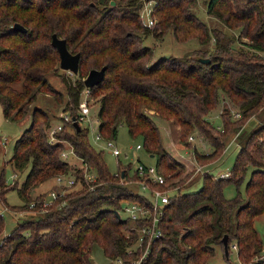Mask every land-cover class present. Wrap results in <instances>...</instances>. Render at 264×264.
Segmentation results:
<instances>
[{
	"label": "trees",
	"instance_id": "1",
	"mask_svg": "<svg viewBox=\"0 0 264 264\" xmlns=\"http://www.w3.org/2000/svg\"><path fill=\"white\" fill-rule=\"evenodd\" d=\"M110 1L0 0V106L7 120L22 123L29 119L6 164L14 172H27L21 188L17 187L26 203L18 208L37 215L18 222L4 235L0 213V264H94L91 251L97 243L106 257L121 258L124 264L144 252V247L129 251L137 241L133 227L140 224L115 213L123 201L148 203V193L130 187L139 185L141 178L131 164L119 163L118 171L110 173L102 151L91 146L89 130L81 124L77 131L72 122L66 123L57 139L74 147L96 181L84 179L82 169H76L72 171L74 186L65 188L42 213L35 212L38 205L28 208L33 198L43 196L32 198V188L70 171L60 159L62 144L49 142L45 129L51 115L31 108L41 93L53 95L58 104L63 101L47 80L56 74L60 60L51 45L54 33L66 39L71 53H80L75 79L62 78L67 98L63 110L77 118L83 79L92 69L106 67L102 81L89 89V96L99 99L98 131L110 140L117 136L119 125L126 126L130 137L140 139L154 157L167 181L181 176L185 166L162 143L157 119L179 128L185 148H192L194 155L195 148L186 142L189 131L211 139L212 150L195 156L198 163L200 156L204 159L202 166L218 160L214 155L225 144L214 140L221 134L233 132L240 140L230 177L216 178L206 172L202 187L186 193L182 191L188 187L185 178L168 185L176 192L163 207V235L152 242L140 264H211L216 247L223 253L224 235L229 237L226 264H248L263 247L254 219L264 214V124L245 135L238 124L264 103V0H205L207 15L222 25L217 28L196 17V0H154L155 23L150 28L138 16L141 0H113L115 5ZM14 23L26 31L12 29ZM169 31L178 42L196 38L207 48L191 57L153 61V50L144 44L145 39H163ZM195 57L210 61L200 63ZM220 100L236 107L241 117L233 119V111L225 105L221 125L215 127L208 115ZM249 167L246 198H226L224 185L233 182L237 188ZM4 168L0 169V188L16 190V181H5ZM147 186L164 188L150 181ZM2 191L0 202H6ZM231 244L237 247L238 262L230 260ZM256 264H264V259Z\"/></svg>",
	"mask_w": 264,
	"mask_h": 264
},
{
	"label": "rangeland",
	"instance_id": "2",
	"mask_svg": "<svg viewBox=\"0 0 264 264\" xmlns=\"http://www.w3.org/2000/svg\"><path fill=\"white\" fill-rule=\"evenodd\" d=\"M196 5L193 7V11L199 19L206 22L210 27H222L220 22H218L217 19L208 16L206 12V1L205 0H196ZM144 44L151 47L153 50V61L156 58L159 57H191L193 54L199 53V51L205 50L207 47L204 45H199L198 40L196 38H191L188 40H185V42H178L174 39L173 33L170 31L165 34L163 39H157L153 38L151 36L147 37L144 41ZM204 53V52H203ZM57 72L56 74H51L47 77V80L50 85H52L53 89L57 91L58 95L57 98L62 99L63 101L58 104L56 101H54L53 95L49 93H41L39 94L34 102L31 105V108L39 107L43 110L47 111L52 119L50 120V123L47 125V128L49 126L55 125L60 120V115L62 112H65L63 110V107L66 102V88L65 84H63L62 78L70 77L71 79H75V75L71 74L70 72L60 69L59 68V62L56 64ZM89 99V115L92 117L97 118V113L99 109V99L97 98H91ZM227 105L230 107V109L235 112L236 107L233 105H230L225 100H220L218 106L213 109L209 115V120L213 123L215 127H220L221 125V110L222 108ZM232 112V115H233ZM94 117V118H95ZM235 119V118H233ZM242 120V119H241ZM159 129L161 130V139L162 143L165 145V148L167 149L168 153L171 155V157L177 161H180L185 166V171L181 174V176L174 177L170 179V182H177L180 177L185 178L184 184L186 186L190 185L189 187L183 189L182 191L184 193L190 192V191H197L199 190L203 185V179L202 178H195L193 181L194 175L193 170L195 167L194 164L191 162V157L187 158L191 151L193 149H189L190 153L186 154L187 148L185 146L187 144L183 143V139L179 133V128H175L174 126L170 127L169 125H165L166 123H161L157 119ZM264 124V103L256 109V111L251 114V117L243 119L238 124L241 126L240 133L242 132L243 135L252 132V130L260 125ZM29 125V119H25L22 123L19 122H12L10 120H7L3 117L2 109L0 106V169L4 168V178L7 183H12L13 181H16V190H12L11 187H6L3 189L0 188V192L2 191L6 202L5 205L7 206V210L3 209L2 205H0V213L3 214V234L6 235L10 231L14 229V227L18 224V222L33 218H36L37 215L35 213L26 212L25 210H21L18 207H21L26 203V200L24 197H21L17 192V187L21 188L22 183L24 182V178L26 176V171L23 172H14L11 165L6 164V162L11 158L13 154V146L16 141V139L21 135V132L28 127ZM82 127L87 126V122L81 123ZM46 130V129H45ZM215 132V131H214ZM216 133V132H215ZM214 134V133H212ZM189 136H193V141H188ZM236 134L233 132L221 134L220 138L217 140H214L215 142L220 143L221 141L224 142L225 147H223L220 151L217 150V153L214 155V158H218V160L206 164L204 166V170L209 169L214 171L215 175H218V173H221V171H231L235 160H236V154H237V143L240 142L239 138H235ZM4 138L8 139L4 142ZM89 142L92 147H96L97 150L102 151V158L105 162L108 171L110 173H116L119 169V163L125 167L126 165L131 164V167L133 170L136 169L138 164H146L148 166H154L156 163V160L154 157H150V155L145 151V149L142 147L140 150H136V144L141 145L140 139H132L128 133V130L126 129V126L119 125L118 127V134L113 139V142L115 145L120 149L121 155L119 157L114 156L111 151L107 148L105 145V140L103 139H95L93 131L89 130L88 135ZM235 140V142L231 141ZM186 142L189 144V147H194L196 152L201 155L205 154V152L212 150V147L209 146L211 143V139L203 136L202 134L198 133L196 130L189 131L186 137ZM204 146L206 147L204 149ZM225 148V149H224ZM188 150V151H189ZM224 150V151H223ZM223 151V153H221ZM195 153L194 157L197 155ZM221 154V155H220ZM198 155V156H199ZM196 159V158H195ZM119 161V162H118ZM198 162V161H197ZM199 163H204V159L199 158ZM210 165V166H209ZM252 168L249 167L247 170V174L245 175L243 181L238 185L236 188L235 184L233 182L226 183L223 187L224 195L226 198H233L235 196L240 195L242 198H246V189L245 186L247 184V181L249 180L251 176ZM216 172V173H215ZM187 173V176L185 177V174ZM14 176V177H13ZM188 177V178H187ZM187 178V179H186ZM193 181V182H192ZM53 180H48V182L40 184L37 188H32L30 190L29 195L33 198L36 196V194H44L48 192V188L50 185L53 184ZM191 183V184H190ZM130 187L136 191L147 194L146 190L141 188L140 185L136 184H130ZM1 194V193H0ZM3 203V202H2ZM120 216L122 218H125V215L122 213ZM254 227L257 230L258 235L262 239L263 247H264V214L259 215L255 217ZM215 256L211 259V264H226V260L224 257V253L221 252L219 247L215 248ZM91 257L93 258L94 264H123L119 263L116 259L111 260L108 257L105 256L103 249L99 243L94 244L92 246L91 251ZM135 260V259H134ZM133 260V261H134ZM230 260L232 262H237V256L234 251L231 250L230 254Z\"/></svg>",
	"mask_w": 264,
	"mask_h": 264
},
{
	"label": "built area",
	"instance_id": "3",
	"mask_svg": "<svg viewBox=\"0 0 264 264\" xmlns=\"http://www.w3.org/2000/svg\"><path fill=\"white\" fill-rule=\"evenodd\" d=\"M142 6L139 9L138 16L141 20L142 24L148 28L152 27L155 23V18L153 15L154 0H141ZM89 88H84V90L81 93V101L78 107V117L77 120L79 124L83 122H87V128L88 130L93 131L95 139H103L100 131H98V116L97 118L92 117L89 115ZM60 120L57 124L49 126L46 128L47 136L49 139V142L55 143L59 142L63 146V150L60 153V159L62 161H65L68 163L70 171L67 173H63L61 175L56 176L53 180L55 181V185L58 187L57 190L55 189H49L46 195H43L40 200H37L36 198H33V200L28 204L29 209H35V207L38 205V210L35 211L37 213H42L46 207H48L50 204L53 203V200L56 199L58 196L62 195L65 191V188H69L74 186L76 179L75 175L72 171L81 168L83 171V177L84 179L94 183L96 181V177L91 172L90 167L83 161L81 157H78L75 153L74 147L71 146V144L66 140H59L57 139V134H59L63 127L66 125V123L72 122L73 123V117L69 115L68 112H62L60 115ZM234 118H240L241 114L239 111L233 112ZM4 141H7L6 138L3 139ZM105 140V145L107 148L111 151V153L119 157L121 155L120 149L115 145L113 142V139ZM194 137L189 136L188 141H193ZM206 147L204 146V149ZM136 150L142 149V145L136 144L135 147ZM193 154V160L192 163L195 169L193 170V174H199L202 175L206 172L213 174L209 169H206L203 171L204 166L200 165L197 162V159L194 157ZM119 162V161H118ZM137 173L138 177L141 178V181L139 185L141 188L145 189L146 192H148V203L141 204L136 201H123L121 203V210L119 211L120 215L123 213L125 215L126 219H130L131 222H138L139 226H134V230L137 235V241L129 248V251L136 250L138 248L144 247V252L141 255L139 259H135L134 261H131V264H140L142 260L146 258V253L149 250L150 245L155 240H158L162 235V228L160 225V220L163 215L164 206L168 203L170 196H172V193L175 191V189H170L168 185H170L171 182L167 181L166 178L157 170L156 166H148L144 163L138 164L135 170H133ZM215 175V174H214ZM229 171H221V173H218V175H215L216 178H222V177H230ZM147 181H150L153 184L156 185H163L164 188L162 189H149L147 186ZM0 205H2L3 209L7 210V206L5 203L0 202ZM27 212V211H26ZM2 214V213H1ZM230 249L236 253L237 247L235 244L230 245ZM264 259V247L261 249L260 255L256 256L252 261H250L248 264H256L257 261ZM119 263H123L122 259H116ZM238 262V260H237ZM124 264V263H123ZM238 264H246L243 262H238Z\"/></svg>",
	"mask_w": 264,
	"mask_h": 264
},
{
	"label": "water",
	"instance_id": "4",
	"mask_svg": "<svg viewBox=\"0 0 264 264\" xmlns=\"http://www.w3.org/2000/svg\"><path fill=\"white\" fill-rule=\"evenodd\" d=\"M111 5H115L114 1H110ZM12 29L16 31L25 32L26 28L22 26L20 23H14ZM51 45L55 48L56 52L59 54V68L70 72L73 75H76L79 71L78 61L80 58V53H71L66 45V39L58 37L55 33L51 35ZM195 59L200 63H208L210 60L206 57H195ZM106 67H102L101 69H92L86 77L83 79V84L86 88L91 89L93 86L99 84L105 74ZM73 127L78 131L80 129V124L76 118L73 116ZM117 217H120V213L118 211L115 212ZM229 237L224 235L222 239L223 245V253L228 257L229 253Z\"/></svg>",
	"mask_w": 264,
	"mask_h": 264
},
{
	"label": "crops",
	"instance_id": "5",
	"mask_svg": "<svg viewBox=\"0 0 264 264\" xmlns=\"http://www.w3.org/2000/svg\"><path fill=\"white\" fill-rule=\"evenodd\" d=\"M218 22H219V21H218ZM7 140H8V139H7ZM231 141L235 142V140H231ZM4 142H5V141H4ZM235 143H237V150H238V148H239L240 146H239L238 142H235ZM189 149H190V148H189ZM189 149L186 150V154H189V153H190V150H189ZM188 150H189V151H188ZM192 152H193V151H191L190 155H189L187 158H189V157H191V156H192V158H193V154H192ZM150 157H153V156L150 155ZM192 158H191V159H192ZM192 160H193V159H192ZM191 162H192V161H191ZM210 165H211V164H210ZM210 165H209V166H210ZM210 171L212 172V170H210ZM212 173L214 174V171H213ZM215 173H216V172H215ZM193 175H194V174H193ZM202 176H203V175L195 174V175H194V178H193V181H194L195 178H197V177L202 178ZM193 181H192V182H193ZM53 182H54L53 184L55 185V181H54V180H53ZM190 184H191V183H190ZM189 186H190V185H188V187H189ZM48 190H49V189H48ZM175 192H176V191H174V192L172 193V195H174ZM36 195H38V194H36Z\"/></svg>",
	"mask_w": 264,
	"mask_h": 264
}]
</instances>
